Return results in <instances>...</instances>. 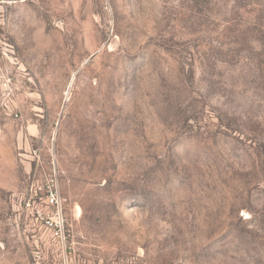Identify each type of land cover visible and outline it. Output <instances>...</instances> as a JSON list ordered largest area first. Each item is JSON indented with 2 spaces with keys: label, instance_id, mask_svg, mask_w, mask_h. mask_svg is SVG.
Returning a JSON list of instances; mask_svg holds the SVG:
<instances>
[{
  "label": "rangeland",
  "instance_id": "rangeland-1",
  "mask_svg": "<svg viewBox=\"0 0 264 264\" xmlns=\"http://www.w3.org/2000/svg\"><path fill=\"white\" fill-rule=\"evenodd\" d=\"M0 264H264V0H0Z\"/></svg>",
  "mask_w": 264,
  "mask_h": 264
},
{
  "label": "built area",
  "instance_id": "built-area-1",
  "mask_svg": "<svg viewBox=\"0 0 264 264\" xmlns=\"http://www.w3.org/2000/svg\"><path fill=\"white\" fill-rule=\"evenodd\" d=\"M46 202L47 204L50 205H59V196L57 193V188L54 184V188L51 189L47 195H46ZM44 225H46V227L51 228V229H55L56 231H61L62 229V221L61 218H54L52 216H47L46 218H44L43 220Z\"/></svg>",
  "mask_w": 264,
  "mask_h": 264
}]
</instances>
